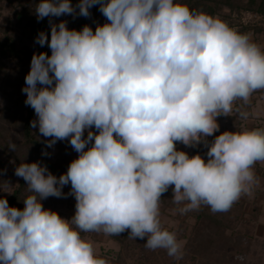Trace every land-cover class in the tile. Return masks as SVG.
Masks as SVG:
<instances>
[{
  "label": "clouds",
  "instance_id": "obj_1",
  "mask_svg": "<svg viewBox=\"0 0 264 264\" xmlns=\"http://www.w3.org/2000/svg\"><path fill=\"white\" fill-rule=\"evenodd\" d=\"M96 5L106 22L95 30L49 19L50 39L36 38L51 54L34 53L25 77L31 127L48 147L68 140L78 156L59 177L40 161L15 168L31 194L23 209L0 197V264H110L82 233L125 231L180 261L184 241L162 223L170 188L172 213L186 215L229 211L259 183L264 127L214 134L237 102L242 120L258 115L246 106L264 91V46L184 0H39L34 14L90 17ZM177 144H203L207 159ZM69 195L70 219L42 203Z\"/></svg>",
  "mask_w": 264,
  "mask_h": 264
},
{
  "label": "trees",
  "instance_id": "obj_2",
  "mask_svg": "<svg viewBox=\"0 0 264 264\" xmlns=\"http://www.w3.org/2000/svg\"><path fill=\"white\" fill-rule=\"evenodd\" d=\"M1 2H4V0H0ZM5 2L10 4L15 21L13 18H9L6 26L0 30V156L4 157V160H0V166H4L9 161H13L17 166L21 162L40 161L42 164L47 165L52 174L59 177L67 171L70 162L78 155L76 157L71 156L63 141H57L58 154L55 158L50 156V147L46 145L45 141L51 138L43 137L37 127H31V121L35 120L36 114L30 106L25 104L26 94L22 92V88L25 87V77L30 71L33 54L40 52L51 54V50L47 45L42 47L36 43V38L41 31H44L48 33L50 39L49 19L56 23L60 20H66L69 29L80 30L86 24L93 28L97 23L106 21V18L99 11V5H96L90 9V17L63 15L61 17H46L38 21L34 14V9L39 0H5ZM78 2L79 0H71L74 6ZM184 2L191 9L203 11L213 17L219 15L223 9H227L230 12V17L232 13L241 14L245 11L264 16V0H184ZM228 24L232 27L235 25L240 32L253 33L255 35L254 40L258 44L262 40L264 42V25L261 23L244 24L230 21ZM18 27L21 28V33L28 32L30 38H32L30 47L24 42L23 37L17 36L15 28ZM261 34L263 38H260ZM4 60H9L8 65H12L9 70L2 66ZM261 94L263 95L264 91H257L253 94L250 104L246 106L248 112L256 106ZM239 103L237 102L236 106H239ZM236 106H234L232 115L226 116V120L233 128V131L243 128L246 121L239 117V114L235 111ZM221 133L218 131L214 136ZM214 136L207 139L211 141ZM10 142L16 144L15 151L9 149L8 145ZM43 152H47L48 155H43ZM206 152L207 148L200 144L193 148L190 155L199 153L207 159ZM255 172L259 179V183L255 187L264 188V167L257 163ZM2 176L5 177V171ZM70 187V184L64 186L63 192L68 193ZM30 194L26 182L21 178L12 193L3 197L7 198L10 206L23 209L22 200ZM61 199L48 197L42 203L46 206L55 205ZM65 201L66 203L73 201L75 205L74 196H67ZM161 204L164 206L163 208L169 207L173 209L175 207L171 202V188L163 195ZM242 205V203L236 204L226 212L213 213L208 207L202 206L199 210L189 212L186 215L178 214L179 217L190 216L195 219L193 230L197 248L194 249V253L199 254L198 262L209 264L208 262L205 263L204 260L210 259L213 264H228V262L233 264L234 260L228 261L229 258L237 259L232 253V248L237 250V255L243 252L248 253L254 238V226H251L250 231L248 230L250 226L246 229L244 228L240 236L235 230L236 225L242 221V215L244 214ZM111 238L120 245L119 250H111L110 256L99 255L109 260L110 264H165L162 263L163 259L165 261L164 256L168 257V264L177 263L175 258L167 255L166 251L161 249L149 250L142 244L144 240L128 238V232H123L118 236H111ZM245 242L247 246H245ZM135 243L137 245L140 243L142 246L133 245L131 247V244ZM214 246L216 250H214ZM199 251H204V253L200 255ZM241 256H245L244 253ZM192 259L195 260V256Z\"/></svg>",
  "mask_w": 264,
  "mask_h": 264
},
{
  "label": "rangeland",
  "instance_id": "obj_3",
  "mask_svg": "<svg viewBox=\"0 0 264 264\" xmlns=\"http://www.w3.org/2000/svg\"><path fill=\"white\" fill-rule=\"evenodd\" d=\"M214 17H218L227 23L230 21L234 23L242 22L244 24L248 23H261L264 25V16L252 13V12H242L241 14H234L232 13V16L230 17V12L227 9H223L219 15H216ZM9 18H13L15 21V16H13V10L10 6V4L4 2L0 3V30L2 27L6 26ZM106 21H102L99 24H103ZM96 27V26H95ZM95 27H93V30H95ZM233 28L237 29L234 25ZM17 32V36L23 37L24 42L26 44L30 45L32 44V38H30V35L28 32L21 33V28H15ZM253 39L255 38V35L252 33ZM260 38L262 37V34L260 35ZM262 40V39H261ZM20 43V42H19ZM18 43V44H19ZM261 46H264L263 40L260 42ZM20 46V44H19ZM9 60H4L3 65L8 70L11 68L12 65H8ZM12 64V63H10ZM261 98H259L257 104L255 107L252 108L250 113H258V115H250L248 120L245 121L243 127H264V94L260 95ZM37 117H35L36 119ZM217 122L220 125L219 131H233V128L228 124L226 120V116H220L217 118ZM38 128V126H37ZM95 131V129H92ZM87 135V132H85V136ZM63 144L67 146V151L71 154V156L76 157L78 153L71 147L68 140H63ZM177 148L179 150H183L189 153L192 152L194 147H187L183 144H178ZM58 154V147L55 143L52 147H50V156L52 158H55ZM0 160H4L3 156H0ZM262 167H264V163H259ZM17 167V164L15 165L13 161H9L4 164V166H0V196H7L12 193V191L18 186L21 177H18L15 175V168ZM5 171V177H3V172ZM2 176V177H1ZM3 180V181H2ZM2 181V182H1ZM243 204V215H242V221L236 225V231L238 235L242 234L243 229L248 228L250 231L251 226H254V238L252 239V243L250 245V248L248 253L236 254L237 250L232 248V253L234 254L237 259H230L228 261H233V264H264V188L254 187L251 195L243 196L240 200H238L236 203L233 204L235 206L236 204ZM46 209H51L59 213V215L65 219H70L75 212V205L73 204V201L70 203H66L65 198H62L59 202H57L55 205H44ZM164 206L161 204V213H162V223L165 227H167L169 230L175 231L177 234L178 239L184 241V255L183 259L180 261L175 262L174 264H201V262H198L199 260V254L194 253V249L197 248V245L195 244L194 238H195V232L193 230V226L195 224V219L193 217L188 216H178L177 214H173L171 209L169 207L163 208ZM248 231V232H249ZM127 232V231H125ZM82 235L86 239H90L94 243V247L98 253V255H105L110 256V251L115 250L118 251L120 248V245L111 238V236H105L103 234H97V233H82ZM235 237H238L234 235ZM244 240V239H243ZM246 241V240H244ZM146 240H144V243ZM247 242V241H246ZM245 242V246H247ZM142 242V244L144 245ZM133 245H136L137 247H141L142 245L131 244V247ZM162 251H165L161 249ZM214 250H216L214 246ZM213 251V250H212ZM218 251V248H217ZM196 252V251H195ZM200 255L204 253V251H199ZM236 254V255H235ZM193 256H195V260H193ZM165 261L163 259L162 263L168 264V257L164 256ZM205 263L208 262L209 264H213V262L210 259L204 260ZM228 264H232L229 263Z\"/></svg>",
  "mask_w": 264,
  "mask_h": 264
}]
</instances>
